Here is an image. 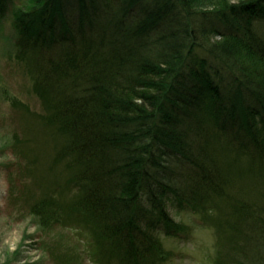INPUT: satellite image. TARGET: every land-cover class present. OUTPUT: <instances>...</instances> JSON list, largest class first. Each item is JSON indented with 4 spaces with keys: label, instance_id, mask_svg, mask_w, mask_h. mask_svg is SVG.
Returning a JSON list of instances; mask_svg holds the SVG:
<instances>
[{
    "label": "trees",
    "instance_id": "16d2710c",
    "mask_svg": "<svg viewBox=\"0 0 264 264\" xmlns=\"http://www.w3.org/2000/svg\"><path fill=\"white\" fill-rule=\"evenodd\" d=\"M8 15L80 186L70 213L98 225L93 264L165 261L171 206L214 229V264H264V0H0Z\"/></svg>",
    "mask_w": 264,
    "mask_h": 264
},
{
    "label": "rangeland",
    "instance_id": "374dc122",
    "mask_svg": "<svg viewBox=\"0 0 264 264\" xmlns=\"http://www.w3.org/2000/svg\"><path fill=\"white\" fill-rule=\"evenodd\" d=\"M13 36L8 15L0 19V264H93L86 241L98 225L70 213L78 211L80 186L43 119L31 75L11 57ZM49 205L59 208V221L48 216ZM170 218L178 229L158 232L167 255L158 264H214V229L189 209L171 206Z\"/></svg>",
    "mask_w": 264,
    "mask_h": 264
}]
</instances>
